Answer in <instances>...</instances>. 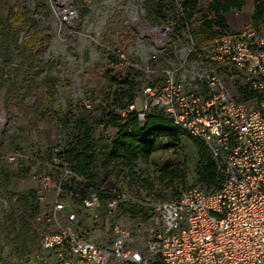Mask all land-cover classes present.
Masks as SVG:
<instances>
[{
    "label": "rangeland",
    "instance_id": "1",
    "mask_svg": "<svg viewBox=\"0 0 264 264\" xmlns=\"http://www.w3.org/2000/svg\"><path fill=\"white\" fill-rule=\"evenodd\" d=\"M151 1L157 2L0 0V196L17 198L4 226L17 228L19 239L24 240L22 247H14L16 242L1 244L0 264H35L40 233L31 224V212L36 209L31 195L37 188L34 173L42 171L50 176V199L59 193L70 200L72 175L63 178L62 162L50 163L52 149L61 150L68 134L67 127L61 129L57 124L78 112L99 122L106 115V96L115 89L109 78L112 70L125 72L126 80L137 84L136 94L167 77L186 90L204 92V77L219 73L229 93L241 101L239 82L228 80L231 73L240 77L239 72L224 70L210 60L214 40L196 46L186 30L177 29L170 12L160 23ZM252 14L253 0H244L241 10L230 12L227 20L233 32L257 29ZM17 15L22 19L14 21ZM110 58L117 64L112 65ZM84 102L91 110L84 109ZM107 129L100 126L94 132L98 149L106 144ZM165 145L166 139L131 169H114L109 174L133 198L122 202L116 215L130 227L152 220L149 204L175 198L190 187L210 190L221 181V160L202 140L185 134L176 138L174 147ZM9 153L20 157L9 164L5 160ZM103 153L101 150L97 160ZM209 164L214 169L211 183L203 178ZM131 179L141 186L126 188ZM103 211L101 207L95 214L101 218ZM77 230L85 234V224ZM95 230L92 240L109 247L110 230ZM109 264L120 263L112 260Z\"/></svg>",
    "mask_w": 264,
    "mask_h": 264
},
{
    "label": "built area",
    "instance_id": "2",
    "mask_svg": "<svg viewBox=\"0 0 264 264\" xmlns=\"http://www.w3.org/2000/svg\"><path fill=\"white\" fill-rule=\"evenodd\" d=\"M210 60L224 70L239 72L238 81L231 72L228 80L248 86L258 97L239 101L219 73L204 77V92L186 90L167 77L141 88L126 110L112 109V113L125 118L134 111L143 123L148 113L161 109L221 160L220 183L210 190L190 187L174 199L153 202L147 206L152 220L130 227L116 218L121 203L133 200L123 184L104 172L93 181L73 174L56 147L50 163L62 162L63 178L72 175L70 200L59 193L50 199V176L34 173L36 209L31 212V224L40 233L35 264H109L112 260L120 264H264V17L257 29L238 35L219 32ZM83 107L91 110L87 102ZM114 133V129L106 130V142ZM19 157L9 153L5 160L13 164ZM101 195L108 197L101 199ZM16 201L15 196H0V246L6 241L4 223ZM101 207L99 218L95 213ZM83 223L85 234L77 230ZM95 229L110 230L109 247L92 240Z\"/></svg>",
    "mask_w": 264,
    "mask_h": 264
},
{
    "label": "trees",
    "instance_id": "3",
    "mask_svg": "<svg viewBox=\"0 0 264 264\" xmlns=\"http://www.w3.org/2000/svg\"><path fill=\"white\" fill-rule=\"evenodd\" d=\"M151 3L153 4L151 9L154 15L158 16L160 23L165 22L166 14L170 12L174 15L178 25L177 29L186 30L196 46L210 43L219 35V32H227L226 14L231 10H241L244 6V0H206L204 5H201L197 0H170V5L165 0H157L155 3L151 1L149 5ZM263 17L264 1L253 0V26L258 27ZM20 19L22 16L17 15L14 21ZM110 60L112 65L117 64L116 59L110 58ZM109 78L115 89L106 96V119L103 116L99 122H92L81 112H78L76 115L69 114L67 118L57 124L59 128L67 127L68 130L65 145L61 146V150L59 147L58 157L69 166L73 174L84 176L88 181H93L97 175L94 163H96L102 148L96 151L97 143H95L94 132L100 126L115 130L114 136L110 140L113 147L110 155L121 160L122 168L118 172L123 168L131 169L138 159L145 160L162 140H167V145L164 148L174 147L176 138L187 134L161 109L148 113L143 123L138 120L134 111L128 112L125 118L114 115L112 109L126 110L131 105L136 96L137 84L127 81L125 72L118 74L112 70ZM238 91L242 101L258 97L257 92L249 89L248 86L239 85ZM103 140L106 142V139ZM213 177L214 169L209 164L203 178L206 182L211 183ZM130 181L127 186L125 185L129 190H131L129 188L131 185L138 187L141 184L136 180L131 179ZM107 197L108 195L106 197L101 195L100 198ZM9 236L8 233L7 243L10 242ZM17 237L18 234L13 233L12 243H17H14V247H22L23 245H19L20 241L19 239L17 241Z\"/></svg>",
    "mask_w": 264,
    "mask_h": 264
},
{
    "label": "crops",
    "instance_id": "4",
    "mask_svg": "<svg viewBox=\"0 0 264 264\" xmlns=\"http://www.w3.org/2000/svg\"><path fill=\"white\" fill-rule=\"evenodd\" d=\"M233 10H231L230 12H232ZM229 12V13H230ZM228 13V14H229ZM228 14H226V22H227V25H228V31H227V33H229V34H233V35H238V34H240L241 32H233V30L230 28V25H229V23H228V20H227V16H228ZM258 28V27H257ZM255 29V28H254ZM238 78L239 77H237L236 78V80L238 81ZM239 85V84H238ZM105 147H102V152H104L103 154H104V156H103V158H101V159H99V160H97L96 159V163H94V165H95V171H96V173L98 174L99 172H104V173H106L107 175H109L110 173H111V171H113L114 169H116V170H119V169H121L122 168V166H120V159L119 158H117V157H112L111 155H110V152H111V150L113 149V147H112V144L110 143V142H106V144L104 145ZM99 149H98V147H97V149H96V151H98ZM136 163V161L134 162V164ZM29 194H30V192H29ZM31 195H34V192H31ZM7 233H9L10 234V236H9V238H10V242H12L13 240H12V236H13V233H15V234H19L18 232H19V230L16 228V229H14L13 228V226L12 225H10L9 227H7ZM18 231V232H17ZM18 239H19V237L17 238V241H18ZM19 241H20V243H19V245L21 244V245H23V242H24V240H22V239H19Z\"/></svg>",
    "mask_w": 264,
    "mask_h": 264
}]
</instances>
